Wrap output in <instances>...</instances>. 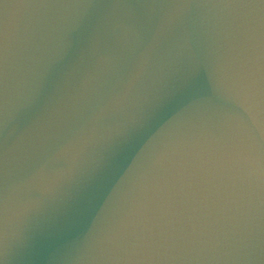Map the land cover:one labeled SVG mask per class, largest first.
<instances>
[{
	"label": "water",
	"instance_id": "obj_1",
	"mask_svg": "<svg viewBox=\"0 0 264 264\" xmlns=\"http://www.w3.org/2000/svg\"><path fill=\"white\" fill-rule=\"evenodd\" d=\"M0 264H264V0H0Z\"/></svg>",
	"mask_w": 264,
	"mask_h": 264
}]
</instances>
